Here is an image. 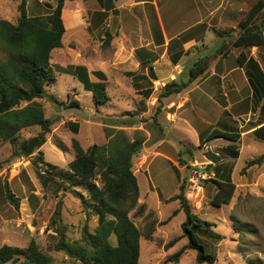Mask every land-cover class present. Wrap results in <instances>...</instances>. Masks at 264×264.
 <instances>
[{"label": "rangeland", "instance_id": "374dc122", "mask_svg": "<svg viewBox=\"0 0 264 264\" xmlns=\"http://www.w3.org/2000/svg\"><path fill=\"white\" fill-rule=\"evenodd\" d=\"M245 1L247 5L237 21L225 29L227 34L231 35L225 39L229 44H232L240 32L238 23L258 0ZM15 4L13 0H0V19L15 23L19 15L18 5ZM158 8L167 33H173L180 28L182 23L175 20L176 9L173 1H162ZM262 19L264 11L258 21ZM183 23L187 25L188 22ZM76 32V39L66 42L67 38L64 37L62 42L66 47L51 52L55 81L46 87L45 91L60 104L46 98L37 100L43 107L45 117L53 122L46 135V142L40 148L43 160L56 166L57 170L67 172L68 163L74 157L72 139H76L83 149L92 144L102 145L106 142L102 123H110L113 119L124 116L138 120L136 125L123 129L129 137L134 130H141L145 137L141 151L133 158L132 171L140 188L138 202L145 204L147 210L143 216L130 213L133 223L141 233L140 264H199L195 259L196 251L185 248L188 238L182 236L181 225L186 216L179 201H161L158 194L160 192L169 197L178 191V183L185 182L186 186L189 172L197 166L205 167L207 172H215L216 165L207 163L209 160L216 163L212 152L204 155L202 146H198L189 137L188 140L193 146H178L166 127H162L165 121L170 120L163 109L169 98L161 97L158 101L164 86L162 82L159 83L161 87L156 82L152 83L151 93L155 92L154 97L157 99H152L154 105L151 111L143 115L144 98L139 92H135L130 78L125 74L124 79L120 80V89L124 95L121 98L118 96L119 90L114 86V80H111L106 88L108 101L96 108L92 94L84 90L71 75L63 74L56 68L69 63H79L83 57L89 61L102 58V61L108 62L114 57V49L101 45L100 42L104 39L91 40L87 39L84 31ZM140 84L142 91L148 88L145 81H140ZM154 86L158 87L157 91H154ZM72 102H77V105H72ZM71 124L78 125L77 133L73 132ZM39 132L38 126L23 129L14 145L0 139V246L25 248L34 240L43 252L53 258V264H81L79 260L66 256L62 251H56L54 245L60 232H63L65 239L69 241L80 240L84 231L93 232L97 223L96 217L85 215L79 198V195L87 198V192L81 187L64 189L67 183L56 177H39L31 163L32 157L11 159L14 147ZM164 138L173 146L170 148L165 143L156 148L155 144ZM184 148L190 150L192 158L187 156ZM179 149L181 159L178 160ZM229 154L221 148L220 156L216 158L221 160L224 166H229L227 177L236 185L230 203L221 207H213L210 204L216 190L211 181L214 178H211L202 184L200 204H187L199 219L213 224L210 232L200 235L208 251L216 256L213 264H264V161L261 165L245 168L249 159L264 154V146H255L248 152H242L236 166L234 160L229 159ZM168 157L170 162L165 159ZM171 162H177L176 166ZM232 169L234 172L230 175ZM5 185L18 199V208H14L6 200ZM150 186L158 190H151ZM174 212L176 213L173 215ZM154 221L156 225L153 226ZM151 227L152 238L147 239L145 234ZM211 233L219 234L220 238H210ZM178 237L174 245L167 247L169 241ZM110 242L115 245L113 236ZM180 250L182 251L178 260L173 261L172 256Z\"/></svg>", "mask_w": 264, "mask_h": 264}, {"label": "trees", "instance_id": "16d2710c", "mask_svg": "<svg viewBox=\"0 0 264 264\" xmlns=\"http://www.w3.org/2000/svg\"><path fill=\"white\" fill-rule=\"evenodd\" d=\"M64 1L57 0L55 6L50 7L49 12L44 15L29 16L26 13V0H19L16 22L0 19V139L14 145L23 129L38 126L40 132L14 147L11 159L32 157L31 163L39 177H56L67 183L64 189L81 187L87 192V198L81 195L79 198L85 215L96 217L93 232L84 231L81 239L75 241L65 239L64 233L60 232L54 245L56 251H62L81 264H140L141 233L130 213L143 216L147 210L145 204L138 202L139 186L132 171L133 158L141 151L145 137L141 130H134L129 137L123 129L136 125L138 120L124 116L115 118L110 123H102L106 138L102 145L92 144L83 149L76 139H72L74 157L68 163L67 172L57 170L56 166L44 161L40 150L53 122L45 117L43 107L37 100L46 98L60 104L46 93L45 88L55 81L50 59L51 52L62 47L64 26L61 13ZM263 11L264 0H258L238 23L240 33L233 43L235 47L264 46V19L258 21ZM107 43L108 38L103 44ZM208 63V57L198 60L190 69L187 83L201 75ZM70 71L82 83L84 90L91 92L96 108L108 101L105 77L101 72H94L99 81L92 82L85 67L73 66ZM126 75L132 76L133 87L147 99L152 92L151 81L156 80L152 67L148 68L147 75L134 76L131 72ZM138 80L148 84L145 91H142ZM187 83L174 80L167 83L163 86L158 101L161 97L179 93ZM72 105H77V102H72ZM71 125L73 132L77 133L78 125ZM215 138L237 142L239 135L213 130L201 145ZM237 148L230 147L233 150ZM263 161L264 155H261L248 161L245 168L260 165ZM211 181L215 184L216 191L210 204L213 207L228 205L234 196L236 185L227 176ZM184 190L185 182H182L178 186V193L166 202L179 201L180 208L185 213L186 220L181 225L182 236L188 238L185 248L196 251L197 263L213 264L216 256L208 251L200 238L204 232L211 231L213 224L199 219L190 211L183 196ZM5 198L14 208H18V199L7 185ZM152 225H156V222H152ZM152 234L153 227L145 235L147 239H151ZM211 235L210 238L215 240L220 238L219 234ZM112 236L115 238V245L110 242ZM178 239L179 237L169 241L167 247L174 245ZM181 251L172 256L173 261L178 260ZM0 264H53V258L31 240L25 248L0 246Z\"/></svg>", "mask_w": 264, "mask_h": 264}, {"label": "crops", "instance_id": "0c3cea01", "mask_svg": "<svg viewBox=\"0 0 264 264\" xmlns=\"http://www.w3.org/2000/svg\"><path fill=\"white\" fill-rule=\"evenodd\" d=\"M13 1L18 5L19 0ZM56 1L26 0V13L29 16L44 15L55 6ZM162 1L167 0H65L61 13L64 26L62 40L64 37L66 42L76 39L77 30L84 31L87 39L108 38L106 46L104 40L100 44L114 49V57L108 62L102 61V58L89 61L83 57L79 63L60 65L56 69L71 75L82 88V83L70 67H85L92 82L99 81L94 72H101L106 88L114 80L121 98L124 94L120 89V80L128 72L134 76L147 75L148 68L152 67L156 80L151 82L160 87V82L166 85L173 80L187 83L193 65L208 57V67L201 75L187 83L179 93L164 97L169 98L163 109L170 120L165 121L162 127H166L174 143L184 147L193 146L188 137L200 146L213 130L239 135L237 142L215 138L203 143L211 147V155L216 162L209 160L211 165H216V171H211L212 178L228 176L229 166H224L216 158L220 156L221 148L230 153L228 157L234 160L236 166L242 152L264 146V46L235 47V39L232 44L225 41L231 36L225 29L236 22L244 11L245 0H169L175 4L176 22L182 23L173 33H167L160 17L158 7ZM183 22L188 23L183 25ZM64 47L66 44L62 42V47L53 51ZM128 77L132 85V76ZM157 90L158 87L154 86V91ZM154 94L144 99L142 115L151 111L154 105L152 99H157ZM165 143L168 144L167 138L159 140L155 147ZM231 146L238 148L233 150ZM184 150L192 158L190 150ZM180 152L179 149L178 160L181 159ZM165 159L170 162L169 157ZM189 164L193 165L192 162ZM233 172L234 169L230 175ZM150 189L158 190L153 186ZM177 193L169 197L160 192L158 195L161 201H166Z\"/></svg>", "mask_w": 264, "mask_h": 264}, {"label": "built area", "instance_id": "2783aa9c", "mask_svg": "<svg viewBox=\"0 0 264 264\" xmlns=\"http://www.w3.org/2000/svg\"><path fill=\"white\" fill-rule=\"evenodd\" d=\"M201 150L204 155L212 152L211 147L208 145H202ZM211 178L212 173L207 172L205 167L197 166V168H192L188 174L187 184L183 193L185 200L191 204H200L199 197L203 192L202 184Z\"/></svg>", "mask_w": 264, "mask_h": 264}]
</instances>
